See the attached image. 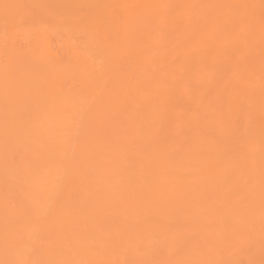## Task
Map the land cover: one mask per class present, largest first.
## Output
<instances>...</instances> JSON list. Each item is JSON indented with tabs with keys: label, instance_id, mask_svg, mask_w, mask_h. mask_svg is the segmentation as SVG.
<instances>
[{
	"label": "bare ground",
	"instance_id": "6f19581e",
	"mask_svg": "<svg viewBox=\"0 0 264 264\" xmlns=\"http://www.w3.org/2000/svg\"><path fill=\"white\" fill-rule=\"evenodd\" d=\"M0 264H264V0H0Z\"/></svg>",
	"mask_w": 264,
	"mask_h": 264
}]
</instances>
